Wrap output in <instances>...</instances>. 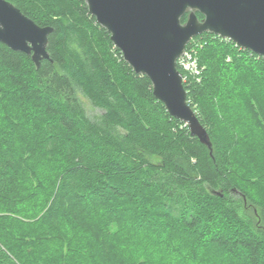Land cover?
Listing matches in <instances>:
<instances>
[{"label": "trees", "instance_id": "trees-1", "mask_svg": "<svg viewBox=\"0 0 264 264\" xmlns=\"http://www.w3.org/2000/svg\"><path fill=\"white\" fill-rule=\"evenodd\" d=\"M5 1L52 31L39 67L0 43V264H264V58L186 46L208 149L84 0Z\"/></svg>", "mask_w": 264, "mask_h": 264}, {"label": "water", "instance_id": "water-1", "mask_svg": "<svg viewBox=\"0 0 264 264\" xmlns=\"http://www.w3.org/2000/svg\"><path fill=\"white\" fill-rule=\"evenodd\" d=\"M89 14L137 75L151 83L168 115L187 126L208 149V135L187 103L177 60L189 42L213 34L264 58V0H84ZM196 14L203 18L198 20ZM186 16L184 23L181 19ZM50 27H39L0 0V43L30 56L39 67L48 60Z\"/></svg>", "mask_w": 264, "mask_h": 264}, {"label": "built area", "instance_id": "built-area-1", "mask_svg": "<svg viewBox=\"0 0 264 264\" xmlns=\"http://www.w3.org/2000/svg\"><path fill=\"white\" fill-rule=\"evenodd\" d=\"M177 66L180 67L183 71L193 73L195 75L198 74L196 60L191 51H185L183 55L177 60ZM185 81V77H183V83Z\"/></svg>", "mask_w": 264, "mask_h": 264}, {"label": "rangeland", "instance_id": "rangeland-1", "mask_svg": "<svg viewBox=\"0 0 264 264\" xmlns=\"http://www.w3.org/2000/svg\"><path fill=\"white\" fill-rule=\"evenodd\" d=\"M83 102H84V105L86 107L87 113L90 116H93V115H95V114H97L99 112L97 109L91 107L90 104L86 100H83Z\"/></svg>", "mask_w": 264, "mask_h": 264}]
</instances>
